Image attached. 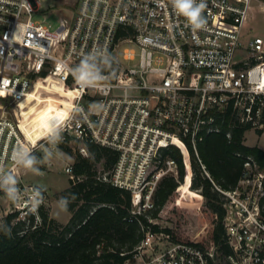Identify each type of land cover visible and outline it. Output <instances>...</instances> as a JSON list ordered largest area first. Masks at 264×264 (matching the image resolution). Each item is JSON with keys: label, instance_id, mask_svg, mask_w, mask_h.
Instances as JSON below:
<instances>
[{"label": "built area", "instance_id": "1", "mask_svg": "<svg viewBox=\"0 0 264 264\" xmlns=\"http://www.w3.org/2000/svg\"><path fill=\"white\" fill-rule=\"evenodd\" d=\"M204 3L206 25L196 31L171 0H74L73 18L52 29L34 18L33 0H0V173L14 175L20 190L16 202L0 190V210L18 218L33 213L38 222L47 204V189L26 182L22 164L12 159L18 148L33 157L73 140L85 152L86 140L116 149L105 177L131 191L136 214L154 207L162 176L177 171L174 158L162 159L165 148L177 146L191 166L189 144L199 156L198 142L223 129L226 111L240 124L264 128V36H246L252 0ZM96 50L111 59L109 67L100 65L108 78L103 89L82 87L69 71ZM50 82L77 89L59 121V144L52 130L35 142L21 126L28 94ZM65 169L73 172V163ZM34 189L43 196L35 211ZM223 191L231 262L264 264V170L249 156L237 186ZM218 255L215 244L147 228L123 264H216Z\"/></svg>", "mask_w": 264, "mask_h": 264}, {"label": "trees", "instance_id": "2", "mask_svg": "<svg viewBox=\"0 0 264 264\" xmlns=\"http://www.w3.org/2000/svg\"><path fill=\"white\" fill-rule=\"evenodd\" d=\"M221 118L223 129L206 133L198 142L199 156L189 144L191 165L196 174L191 185L201 189L214 212L208 237L198 242L203 246L217 245L219 255L231 262L234 249L225 225L223 190L237 186L249 156L264 170V148L246 142L245 133L250 126L240 124L229 111ZM62 146L71 149L67 144ZM85 146L88 154L78 152L70 184L57 193V197L70 200L69 220L59 221L50 215L49 207L44 204L40 206L38 222L33 213L25 218H18V212L8 213L0 225V264H123L132 256V250L147 228L165 230L173 240L194 241L170 227L162 229L148 217L167 202L187 173V165L177 146L171 145L162 153L163 160L175 159L176 173L162 176L154 192V207L136 214L132 212L131 191L105 177L116 162L118 151L91 140H86ZM100 161L104 171L98 172Z\"/></svg>", "mask_w": 264, "mask_h": 264}, {"label": "rangeland", "instance_id": "3", "mask_svg": "<svg viewBox=\"0 0 264 264\" xmlns=\"http://www.w3.org/2000/svg\"><path fill=\"white\" fill-rule=\"evenodd\" d=\"M263 1L252 0L248 25L246 27V36H254L256 34L264 36ZM33 2L39 9L34 13V18L46 20L52 29L59 26L61 19H72L76 13L74 0H39L38 2L33 0ZM49 94V92L42 90V98L47 97ZM53 95L59 97L58 93H53ZM44 100L46 101L44 98L40 102V107L44 105ZM245 136L248 143H259L264 146V133L261 134L257 128H248ZM67 145L71 149L60 146L54 150L37 152L34 156L36 164L33 167L34 169H39L38 173L22 169L26 182L35 183L47 189L48 196L46 205L50 209V215L61 222L68 221L71 216L69 209L66 212L60 211L56 203L60 199L57 197L58 191L67 187L70 184V178L73 176V172L67 171L65 167L67 164L74 162L79 151L88 154V150L85 152L81 149L83 143L79 141L73 140ZM97 168L98 172L104 171L101 161L97 163ZM187 168L184 179L180 181L167 202L155 214L150 213L148 217L153 223H158L162 229L163 227H170L175 233H184L193 240H205L212 228L214 212L209 207L201 189L191 185L196 175L192 165H187ZM255 169V166L249 167L250 171H254ZM246 183L245 181L242 182L243 188H245L244 184ZM6 215L3 209H1L0 225ZM157 232L166 233L165 230H159ZM216 261L222 264H234V262H230L222 255H218Z\"/></svg>", "mask_w": 264, "mask_h": 264}, {"label": "clouds", "instance_id": "4", "mask_svg": "<svg viewBox=\"0 0 264 264\" xmlns=\"http://www.w3.org/2000/svg\"><path fill=\"white\" fill-rule=\"evenodd\" d=\"M171 5L179 15L186 18L193 31L205 27L206 19L202 15L206 7L204 0H199V2H197V0H171ZM101 64L104 65L105 69L110 66L111 59L106 51L96 50L88 53L79 65L70 68L69 71L74 74L82 87L103 89L108 87V78L103 74L104 69L100 68ZM50 126L52 128L54 142L59 144L62 140V128L59 126L58 118H53ZM12 159L16 163L22 164L23 168L30 172H39V169H34L33 167L36 164V159L30 155L29 148H18L13 152ZM17 183V179L14 175L10 173H0V190H2L7 199L12 202H16L19 199L20 190L17 187ZM33 192L34 195L31 197V204L32 210L35 211L42 204L43 196L39 189H34ZM56 203L60 211L66 212L70 200L66 197H61Z\"/></svg>", "mask_w": 264, "mask_h": 264}, {"label": "bare ground", "instance_id": "5", "mask_svg": "<svg viewBox=\"0 0 264 264\" xmlns=\"http://www.w3.org/2000/svg\"><path fill=\"white\" fill-rule=\"evenodd\" d=\"M42 90L50 94L44 97L46 101L44 100V105L40 107V102L44 99L42 98ZM53 93H58L59 97L54 96ZM76 93L77 89L64 87L61 84L52 82L36 85L21 106L25 116L21 126L29 138L36 142L52 130L50 125L53 118H58L59 121L63 120L72 104L71 98Z\"/></svg>", "mask_w": 264, "mask_h": 264}, {"label": "crops", "instance_id": "6", "mask_svg": "<svg viewBox=\"0 0 264 264\" xmlns=\"http://www.w3.org/2000/svg\"><path fill=\"white\" fill-rule=\"evenodd\" d=\"M263 6H264V1H263ZM263 130H262V132H261V134H263L264 133V128H262ZM246 134V133H245ZM247 142V141H246ZM248 143V142H247ZM248 144H254V143H248ZM259 146H261V147H263L264 148V146L263 145H261V144H259V143H257ZM67 222V221H66Z\"/></svg>", "mask_w": 264, "mask_h": 264}, {"label": "snow or ice", "instance_id": "7", "mask_svg": "<svg viewBox=\"0 0 264 264\" xmlns=\"http://www.w3.org/2000/svg\"><path fill=\"white\" fill-rule=\"evenodd\" d=\"M0 94H2V93H0Z\"/></svg>", "mask_w": 264, "mask_h": 264}]
</instances>
